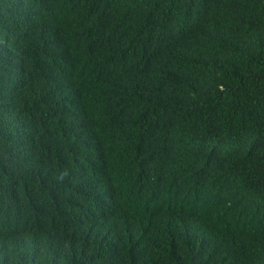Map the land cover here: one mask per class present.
Wrapping results in <instances>:
<instances>
[{"label":"trees","instance_id":"1","mask_svg":"<svg viewBox=\"0 0 264 264\" xmlns=\"http://www.w3.org/2000/svg\"><path fill=\"white\" fill-rule=\"evenodd\" d=\"M0 264H264V0H0Z\"/></svg>","mask_w":264,"mask_h":264}]
</instances>
